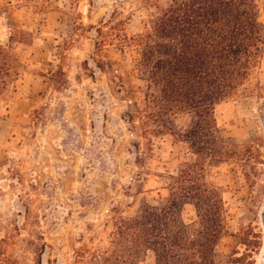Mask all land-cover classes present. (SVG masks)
Segmentation results:
<instances>
[{
    "label": "rangeland",
    "instance_id": "obj_1",
    "mask_svg": "<svg viewBox=\"0 0 264 264\" xmlns=\"http://www.w3.org/2000/svg\"><path fill=\"white\" fill-rule=\"evenodd\" d=\"M150 1L170 0H0L12 59L0 96V264H86L79 252L108 247L111 219L167 197L170 176L196 158L179 137L191 115L165 117L163 128L148 106L158 90L141 79L136 39L151 29ZM110 24L125 43L98 48ZM262 88L264 60L244 94L215 107L238 155L206 166L223 200V264H264ZM184 217L197 218L193 206Z\"/></svg>",
    "mask_w": 264,
    "mask_h": 264
},
{
    "label": "trees",
    "instance_id": "obj_2",
    "mask_svg": "<svg viewBox=\"0 0 264 264\" xmlns=\"http://www.w3.org/2000/svg\"><path fill=\"white\" fill-rule=\"evenodd\" d=\"M150 7L155 9L151 29L136 39L141 79L158 90L148 106L160 111L163 128L165 117L191 115V125L179 137L196 158L170 176L167 197L144 202L134 216L111 219L107 248H86L79 256L86 264H141L148 253L155 264H223V200L207 185L206 166L238 156L230 148L231 138L217 126L215 107L244 94L262 65L264 25L258 0H170L165 6L150 1ZM118 27L98 29V48L115 40L125 43L126 38L113 34ZM11 60L7 47L0 45V96L9 91ZM188 205L196 211L194 220L184 217Z\"/></svg>",
    "mask_w": 264,
    "mask_h": 264
}]
</instances>
